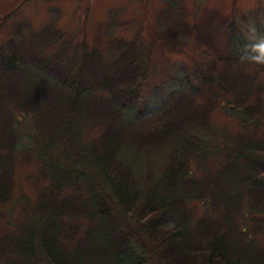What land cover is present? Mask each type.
Wrapping results in <instances>:
<instances>
[{
	"label": "trees",
	"instance_id": "16d2710c",
	"mask_svg": "<svg viewBox=\"0 0 264 264\" xmlns=\"http://www.w3.org/2000/svg\"><path fill=\"white\" fill-rule=\"evenodd\" d=\"M211 24L205 18L195 27L210 32ZM30 36L0 44V203L11 200L14 152L27 117L46 134V141L41 138L27 153L37 157L53 190L39 195L36 208L43 214L38 217L33 211L22 231L0 236L4 264H142L144 259L132 253L133 231L120 221L126 215L136 219L146 235L145 246L151 243L149 254L159 264H264V247L251 235L264 228V141L238 133L236 144L220 148L213 139L192 132L196 125L209 131L208 113L215 102L212 97V102L196 104L198 92L212 87L218 95L214 86L220 91L240 87L224 74L238 57L217 52L211 44L209 58L184 76L179 88L157 93L159 107L147 111L138 109L141 102L147 105L140 92L149 74L146 47L135 46V40L118 41L107 61L82 50L77 63L67 60L64 48L44 54L61 38L57 32ZM192 81L197 85L184 94L183 87ZM236 94L241 110L247 97ZM19 108L21 116L15 113ZM125 115H131L128 123ZM83 121L102 129L95 137L83 134L86 146L81 133L72 132ZM56 141L59 152L50 149ZM143 144L159 145L162 154L168 153L154 181L149 172L148 181L136 177L133 163L122 155L124 150L141 151ZM222 151V163L212 167L207 160L217 159ZM191 157L200 160L193 169L188 166ZM195 168L202 170L199 178ZM67 187L73 190L59 198ZM192 199L211 206L196 221L188 205ZM80 216L88 223L78 237L80 224L73 220Z\"/></svg>",
	"mask_w": 264,
	"mask_h": 264
},
{
	"label": "rangeland",
	"instance_id": "374dc122",
	"mask_svg": "<svg viewBox=\"0 0 264 264\" xmlns=\"http://www.w3.org/2000/svg\"><path fill=\"white\" fill-rule=\"evenodd\" d=\"M21 1L0 0V19L9 14L0 25V44L9 39L24 41L32 33L57 32V37L61 38L45 48L44 54L64 48L67 60L77 63L80 62L82 50L91 57L95 54L96 60L103 58L107 61L113 56V51L116 53L118 41L135 40V46L139 43L146 47V53L150 54V62L147 63L149 74L141 84L140 92L147 105L145 107L141 102L138 109L148 111L158 108L157 93L164 95L179 88L184 76L190 75L189 72L195 70L196 65H202L209 58L206 53L211 44L217 52L238 57V63L227 66L224 74L227 77L230 75L240 87L220 91L214 86L218 95L212 94V87L198 92L196 104H202L206 99L212 102V97L215 102L208 113L209 131L196 125L192 132L202 138L213 139L220 148L236 144L238 133L248 135L247 138L252 140L264 141V0H26L14 11ZM205 18L212 19L210 32H204L203 28H198V31L195 27V23ZM227 22H232L233 26H227ZM197 38L202 40L197 42ZM226 81L231 82L228 78ZM196 85L192 81L190 87H183V93L186 94L188 88ZM237 91L247 97L241 110L237 109L234 101ZM244 108L249 114L242 112ZM15 113L22 115L20 108ZM131 115H125V122L131 120ZM21 123L19 146L14 152L11 200L0 203V236L4 237L22 231L23 221L33 211L38 217L43 214L42 210L36 208L39 195L47 188L53 190L52 180L48 174H43L37 157L27 153L29 148L40 144L41 138L46 141V134H41L43 129L40 126L35 128L36 122L29 117ZM86 123L83 121L82 126L72 130L81 133L85 146L88 141L83 134L91 138L98 136L102 130L100 124L90 126ZM214 128L218 134L212 131ZM55 143L50 149L59 152L60 144L58 141ZM141 148L139 152L124 150L122 155L133 163L136 177L148 181L146 174L149 172L154 181L160 177L168 153L162 154L159 145L143 144ZM70 149L74 151L75 146L71 145ZM222 153L217 159L211 157L207 162L216 168L222 163ZM198 161V157L189 158V168L193 169ZM77 166L81 167L80 164ZM195 169L196 176H202V170ZM72 190L70 187L63 189L59 198ZM108 204L114 206L111 202ZM188 205L193 221L203 217L206 209L211 208L206 202L195 199L190 200ZM212 215L215 213L212 212ZM66 217L63 216V219ZM262 217L264 224V214ZM241 219V215L236 216L237 221ZM73 221L80 224L76 234L79 237L88 221L82 216ZM120 221L125 228L133 231L130 239L135 258L144 259L142 264H159L157 258L149 254L151 243L147 242L145 246L146 235L140 232L136 219L126 215L120 217ZM243 222L254 224L250 219ZM252 233L256 236L255 242L263 248L264 228L256 234ZM72 243L73 240L68 238L67 246L71 247ZM5 258L6 255L0 257V264L5 263Z\"/></svg>",
	"mask_w": 264,
	"mask_h": 264
}]
</instances>
